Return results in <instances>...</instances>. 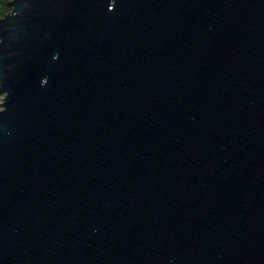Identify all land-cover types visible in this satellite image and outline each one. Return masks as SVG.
Wrapping results in <instances>:
<instances>
[{"label":"water","instance_id":"1","mask_svg":"<svg viewBox=\"0 0 264 264\" xmlns=\"http://www.w3.org/2000/svg\"><path fill=\"white\" fill-rule=\"evenodd\" d=\"M0 264H264V0H10Z\"/></svg>","mask_w":264,"mask_h":264},{"label":"trees","instance_id":"2","mask_svg":"<svg viewBox=\"0 0 264 264\" xmlns=\"http://www.w3.org/2000/svg\"><path fill=\"white\" fill-rule=\"evenodd\" d=\"M10 0H0V17L4 14L8 13L11 10ZM1 91H0V98H1Z\"/></svg>","mask_w":264,"mask_h":264},{"label":"rangeland","instance_id":"3","mask_svg":"<svg viewBox=\"0 0 264 264\" xmlns=\"http://www.w3.org/2000/svg\"><path fill=\"white\" fill-rule=\"evenodd\" d=\"M1 91V90H0ZM2 93V92H1ZM2 97H3V93H2V95H1V98H0V102H1V100H2ZM0 107H1V105H0Z\"/></svg>","mask_w":264,"mask_h":264}]
</instances>
